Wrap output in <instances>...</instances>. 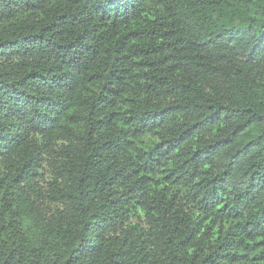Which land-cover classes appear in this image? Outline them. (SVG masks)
<instances>
[{
  "label": "trees",
  "instance_id": "1",
  "mask_svg": "<svg viewBox=\"0 0 264 264\" xmlns=\"http://www.w3.org/2000/svg\"><path fill=\"white\" fill-rule=\"evenodd\" d=\"M0 264H264V0H0Z\"/></svg>",
  "mask_w": 264,
  "mask_h": 264
}]
</instances>
